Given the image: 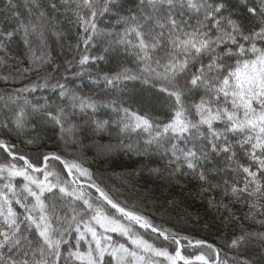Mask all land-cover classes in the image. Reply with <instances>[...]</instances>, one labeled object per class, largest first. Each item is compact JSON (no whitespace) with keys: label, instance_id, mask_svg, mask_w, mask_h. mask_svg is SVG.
<instances>
[{"label":"snow or ice","instance_id":"snow-or-ice-1","mask_svg":"<svg viewBox=\"0 0 264 264\" xmlns=\"http://www.w3.org/2000/svg\"><path fill=\"white\" fill-rule=\"evenodd\" d=\"M128 2L3 0L4 21L15 26L0 24V68L12 69L0 80L36 79L0 93V129L37 151L0 138V264H264V0ZM105 17L112 28L100 26ZM60 18L75 30L69 52L80 53L63 64L49 43L65 38ZM17 37L26 67L9 64ZM113 54L125 58L117 70L92 80L106 95L85 94L77 81ZM130 80L164 95L166 117L112 95ZM37 91L57 101L21 95ZM49 129L56 151L45 150ZM85 150L93 162L136 158L127 184L145 173L169 186L196 181L197 195L233 227L231 239L217 247L156 224L106 190Z\"/></svg>","mask_w":264,"mask_h":264},{"label":"trees","instance_id":"trees-1","mask_svg":"<svg viewBox=\"0 0 264 264\" xmlns=\"http://www.w3.org/2000/svg\"><path fill=\"white\" fill-rule=\"evenodd\" d=\"M18 2L22 3V0H18ZM46 2L47 0H45ZM126 6L131 7V0H129ZM21 12H23V8H21ZM6 15L8 13L3 10V0H0V24L6 29L14 27V24L10 25L4 21ZM60 19L61 24L59 27L64 32L65 38L59 43L56 42L55 37H51L49 41L52 55L57 64H63L66 59L72 60L74 54L77 59L80 55L75 48L69 52L68 45L76 44L75 30L67 20ZM114 23V19L105 17L100 26L110 29ZM82 48L83 46H81ZM25 51L23 42L17 37L10 48L11 55L17 59L9 61V64L26 67L27 59L25 58ZM89 51L92 55H99L102 51V46L90 48ZM124 59L122 54L120 56L113 54L107 61L92 64L88 69L91 75L85 73L82 81L78 80L77 83L81 84L84 93L87 95H106L103 91L102 82L100 86H97L92 83V80L95 79L97 73L102 74L103 72L116 71L118 61ZM20 60L23 61L22 64L19 63ZM126 63L128 67L133 69L136 67L131 58H127ZM9 71H12L10 67L0 68V75H7ZM13 75L15 76L16 73L13 72ZM68 75L71 78V73H68ZM35 79V74H29L25 77H17L15 83L12 82L11 77L8 83L0 80V93L24 87ZM21 95L28 96L33 102L39 101L40 103H44L45 100L42 97H48V103L57 101V97L51 92L37 91L30 96L27 93ZM112 95H119L126 106H130L133 110H138L141 113L147 112L151 116L160 117L161 119L168 114L164 95L157 93L150 85H145L139 80L125 81L122 85V91L120 93H112ZM20 103L22 104L23 101L21 100ZM101 114L103 115V113ZM49 136H51V140L46 141L47 148L45 150H58L56 138L51 129H49ZM0 138L11 140V142L17 144L20 150L25 153H35L37 151L35 146L26 145L22 137L18 138L15 134L8 133L7 130L0 129ZM105 140H107V136H105ZM94 154L92 151L85 150V166L96 173L99 181L103 182L106 190L114 197L125 201L128 205H138L137 210H142L156 224L193 239H203L217 247H223L224 241L231 239L233 227H225L222 218L218 216L215 210L209 208L207 197L201 198L197 195L198 185L196 181L189 179L185 182L182 178L184 186L175 183L169 186L166 181L150 180L145 173L141 177L136 178L133 184H127L125 183V179H131L128 173L138 166L136 158L129 159L123 153H120L114 156L110 162L101 163L92 161L91 157ZM159 163L160 161L158 159L154 158L152 160L153 165ZM83 179L81 178L82 181ZM17 183H22V179L17 178ZM89 191L94 193L91 189ZM169 201L173 203H169ZM112 235L116 238L115 234ZM119 239L122 240L123 238ZM184 243L186 244L187 242L184 241ZM170 251H174V246ZM188 251L191 252L192 249H188ZM154 259L162 260L163 258Z\"/></svg>","mask_w":264,"mask_h":264},{"label":"bare ground","instance_id":"bare-ground-1","mask_svg":"<svg viewBox=\"0 0 264 264\" xmlns=\"http://www.w3.org/2000/svg\"><path fill=\"white\" fill-rule=\"evenodd\" d=\"M92 190V189H91ZM94 191V190H93Z\"/></svg>","mask_w":264,"mask_h":264},{"label":"water","instance_id":"water-1","mask_svg":"<svg viewBox=\"0 0 264 264\" xmlns=\"http://www.w3.org/2000/svg\"><path fill=\"white\" fill-rule=\"evenodd\" d=\"M86 186V185H85Z\"/></svg>","mask_w":264,"mask_h":264}]
</instances>
